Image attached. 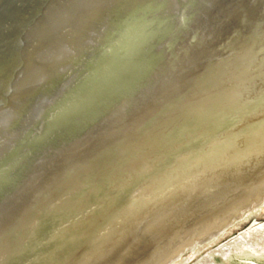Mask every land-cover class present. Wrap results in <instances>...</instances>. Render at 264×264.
Wrapping results in <instances>:
<instances>
[{
    "label": "water",
    "instance_id": "95a60500",
    "mask_svg": "<svg viewBox=\"0 0 264 264\" xmlns=\"http://www.w3.org/2000/svg\"><path fill=\"white\" fill-rule=\"evenodd\" d=\"M263 122L264 0H0V264Z\"/></svg>",
    "mask_w": 264,
    "mask_h": 264
},
{
    "label": "rangeland",
    "instance_id": "374dc122",
    "mask_svg": "<svg viewBox=\"0 0 264 264\" xmlns=\"http://www.w3.org/2000/svg\"><path fill=\"white\" fill-rule=\"evenodd\" d=\"M263 166L264 123L164 176L146 195L137 198L139 202L127 205L54 264H118L127 257L115 254L127 242L129 232L155 211L181 203L184 198L190 199L204 187L246 181ZM248 199H239L237 206L227 213L226 225L212 233V237L211 234L203 236L202 241L199 238L190 247L186 246L190 239L187 236L179 238L176 246L172 243V248H179L180 252L162 264H264V190ZM147 242L143 240L141 245ZM147 251L136 252L122 262L158 264L152 259L147 261L148 255L144 257Z\"/></svg>",
    "mask_w": 264,
    "mask_h": 264
},
{
    "label": "bare ground",
    "instance_id": "6f19581e",
    "mask_svg": "<svg viewBox=\"0 0 264 264\" xmlns=\"http://www.w3.org/2000/svg\"><path fill=\"white\" fill-rule=\"evenodd\" d=\"M263 186H264V166L261 170L254 173L252 175V177L248 178L246 181H242L241 183H233L232 182L231 184L217 186L215 188H213L214 186H209L207 188L204 187V188H202V190L199 189L197 192H194L195 196L190 198V199L184 198L181 203L176 202L173 205L170 204L166 208L163 207L162 209L155 211L152 215L147 217V219H144L140 223H138L134 227V230L129 232L127 242L120 249V251L115 254V256L117 254H119V255L121 254V258L124 255L127 257L126 258L123 257L122 259L120 258L121 260L118 262V264H122V263L127 264L128 260H127V262H122V261H125V259H127V258L130 259L132 256L136 255V252H140L142 250L144 251L146 249H148V251L146 252L147 254L145 256L144 255L143 256L146 257L148 255V258L146 257L147 261L149 259H152L153 262L156 261V263H158V264L164 263L168 258H170V257L174 256L175 254H177L178 252H180L179 248H175V249L172 248V245H171L172 243H174V245H175L176 242L180 241L179 238H181L182 236H187L190 239H188L189 241L186 243L187 244L186 246L190 247V246L195 245L196 240H198L199 238L202 241L203 236L211 234V237H212V233L214 234V232L218 231L223 225H226V223H225L226 215H227V213L229 214L230 210L232 211V209H234L235 206H237V204H238L237 202L239 201V199H241V201H242V199L243 200H245L246 198L248 199L249 196H251V195L259 194L260 192H262L264 190ZM146 191H144L142 194L146 195ZM262 196H263V194H262ZM259 197H258V199L260 200ZM137 198H135V199H137ZM137 201L139 202V199H137ZM255 201L256 200H254V202ZM255 203H254V206H255ZM245 206H246V204H245ZM241 209H243V208H241ZM235 211H237V209ZM235 213H237V212H235ZM209 237H210V235H209ZM200 239H199V241H200ZM143 240H146L148 242L146 244L141 245ZM179 246L181 248V245H179ZM138 256H137V258H138ZM118 257H116V258H118ZM138 259H140V258H138ZM141 260H145V259H141ZM136 262L137 261H135V263ZM138 262H140V261H138ZM113 263H115V262H113ZM103 264H106V262Z\"/></svg>",
    "mask_w": 264,
    "mask_h": 264
}]
</instances>
